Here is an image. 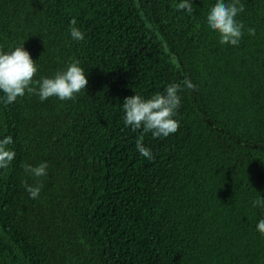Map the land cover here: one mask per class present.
<instances>
[{
  "label": "trees",
  "instance_id": "16d2710c",
  "mask_svg": "<svg viewBox=\"0 0 264 264\" xmlns=\"http://www.w3.org/2000/svg\"><path fill=\"white\" fill-rule=\"evenodd\" d=\"M179 2L0 0V47L24 44L35 79L78 60L89 81L74 100L0 103L16 152L0 169V264H264V0H242L238 47L205 27L216 0ZM182 81L175 134L125 125V98ZM45 161L46 177L25 172Z\"/></svg>",
  "mask_w": 264,
  "mask_h": 264
},
{
  "label": "clouds",
  "instance_id": "9594fccd",
  "mask_svg": "<svg viewBox=\"0 0 264 264\" xmlns=\"http://www.w3.org/2000/svg\"><path fill=\"white\" fill-rule=\"evenodd\" d=\"M179 10L193 12L192 0H180ZM244 12L242 0H216L205 17V27L211 33L219 36L222 45L238 47L245 35V25L237 19ZM247 34L254 36L255 28H248ZM70 36L74 41H84L85 32L77 27L73 19L70 25ZM39 68L24 44L7 51L0 47V103L11 105L26 94H35L41 102L51 97L61 101L74 100L88 85L87 73L80 66V61L71 62L66 69L57 71L54 76L35 79ZM169 84L162 92H157L149 98L135 93L127 97L122 105L124 123L133 131L142 129L151 132L155 138L166 139L175 134L179 128L176 114L180 108L181 91L193 92L192 85L187 81ZM13 137L6 135L0 138V169L8 168L16 158V152L11 147ZM136 149L141 156L154 159L152 150L137 140ZM48 162L38 166L25 165V172L34 177L48 175ZM25 189L31 199H37L42 191V185H29L25 182ZM252 206L264 210V197L253 201ZM256 230L264 235V219L257 221Z\"/></svg>",
  "mask_w": 264,
  "mask_h": 264
}]
</instances>
